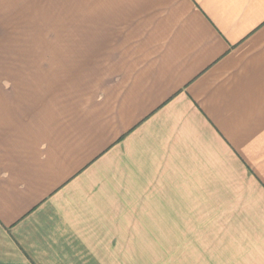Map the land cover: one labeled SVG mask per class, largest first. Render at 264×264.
Masks as SVG:
<instances>
[{
    "label": "crops",
    "instance_id": "obj_1",
    "mask_svg": "<svg viewBox=\"0 0 264 264\" xmlns=\"http://www.w3.org/2000/svg\"><path fill=\"white\" fill-rule=\"evenodd\" d=\"M27 50L109 95H0V264H136L143 228L149 264H264V0H0V84Z\"/></svg>",
    "mask_w": 264,
    "mask_h": 264
},
{
    "label": "rangeland",
    "instance_id": "obj_2",
    "mask_svg": "<svg viewBox=\"0 0 264 264\" xmlns=\"http://www.w3.org/2000/svg\"><path fill=\"white\" fill-rule=\"evenodd\" d=\"M43 38L49 39V37ZM20 39L27 43L26 47L29 49L31 45L28 44L32 43L35 37L27 36L25 39L23 37H20ZM42 47L49 46L42 45ZM61 54L62 60L57 62L55 59L56 53L53 51H43L39 53V51L27 50L24 57L20 56L19 59L21 60L20 64L23 66L6 69V73H8L7 79H9L12 84H0V88H3L2 93L0 90V95H5V93L7 95H21L23 103H26L28 106H30V104L34 106L35 102L40 101L38 98L44 99L45 102L49 103L52 100H56V95H109L106 84L100 86L96 82H90L89 73L92 68L89 67V65L83 66L82 63L85 53L75 51L67 53L61 52ZM38 55H41V57L43 56L42 61L36 60ZM86 58H91L88 52L86 53ZM40 62L42 66H38ZM50 63L62 65L61 67H51L48 66L51 65ZM34 64L37 66L34 67ZM65 74L67 81L65 79ZM91 98L95 99V97L92 96ZM70 107L75 106L70 105ZM142 230L147 232V235L144 234V237H139V239H147L148 243H139L136 246L135 250L137 257H139L136 264H149V252L152 250L151 246L154 248L155 252L159 250L158 247L157 250H155V247L161 245L149 244V228H143ZM125 262L126 264H135L133 260L123 261V264H125Z\"/></svg>",
    "mask_w": 264,
    "mask_h": 264
}]
</instances>
